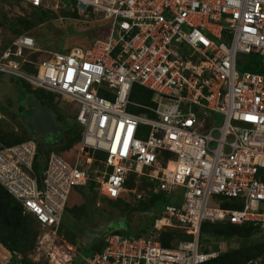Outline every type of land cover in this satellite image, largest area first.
<instances>
[{
    "label": "built area",
    "instance_id": "built-area-1",
    "mask_svg": "<svg viewBox=\"0 0 264 264\" xmlns=\"http://www.w3.org/2000/svg\"><path fill=\"white\" fill-rule=\"evenodd\" d=\"M70 1L101 13L107 35L50 51L24 34L0 53V74L72 103L81 130L74 157L51 152L38 172L34 139L0 141V184L24 214L58 230L75 189L91 185L110 200H145V181L171 198L147 237L109 235L80 264H205L219 253L202 249L204 223L264 232V74L238 67L253 51L264 61V0ZM135 85L153 92L152 105L131 101ZM7 120L0 109V126ZM172 230L191 239L165 247Z\"/></svg>",
    "mask_w": 264,
    "mask_h": 264
},
{
    "label": "rangeland",
    "instance_id": "rangeland-1",
    "mask_svg": "<svg viewBox=\"0 0 264 264\" xmlns=\"http://www.w3.org/2000/svg\"><path fill=\"white\" fill-rule=\"evenodd\" d=\"M41 11L47 14V18L43 22H38V15ZM22 19L32 23V26L27 28L26 25L19 22ZM108 23L109 21H103L101 13L93 10L83 13L70 0H57L46 9L31 8L19 0H0V53L11 45L16 37L25 33L40 39L42 47L50 51L68 49L76 45L87 46L94 39L107 35ZM22 30L23 32H20ZM240 68L239 64L241 72L243 68ZM33 91L28 89L26 82L21 79L0 74V109L7 115L8 120L5 125L9 129L14 131L16 128L20 131L24 125L28 127L30 117L41 105V97L35 95ZM54 102L57 106L56 109L68 122L67 124H72L76 113L75 106L57 96H55ZM30 133L36 142L40 144L44 142L40 134L32 131ZM77 147L76 143L69 149L70 151L59 153L65 159H70L74 157ZM138 192L146 199L150 196V190L146 187H139ZM93 197L94 199L89 195L86 196L84 190L75 189L62 220L61 226L64 229L62 232L57 229L43 228L35 223L36 227L38 226L37 242L35 248L28 252V258L33 263L79 264L77 258L80 257V252L82 251V254L86 255L90 252L91 245L106 239L111 233L117 231L112 228L121 227V229L127 230L125 224L130 223L132 231H125V237H128L132 233H136L140 225H150L154 216L156 217L155 212L154 215L152 212L136 209L139 201L142 200H138L130 191L122 194L119 204H113L107 197L99 193ZM218 203L217 199L212 198L210 205L218 207ZM163 207V205L158 206L156 212L159 209L162 210ZM152 231L153 225L150 233ZM252 240L264 242V232H258L252 237ZM242 242L243 240L239 238L224 241L213 235H204L201 238L204 251H214L219 254L238 249ZM56 249L60 255L58 254L56 260H52L49 253L56 252ZM63 255L69 257L68 262H65ZM18 258L21 259L20 256ZM11 261L12 254L0 246V264H9V262L11 264ZM263 263L264 256L250 264ZM14 264L21 263L18 260Z\"/></svg>",
    "mask_w": 264,
    "mask_h": 264
},
{
    "label": "trees",
    "instance_id": "trees-1",
    "mask_svg": "<svg viewBox=\"0 0 264 264\" xmlns=\"http://www.w3.org/2000/svg\"><path fill=\"white\" fill-rule=\"evenodd\" d=\"M46 18L47 14L44 11H41L38 15V22H43ZM19 22L26 25L27 28L32 26V23L28 22L26 19H22ZM20 32H23V30ZM35 39L37 41L40 40H38L37 38ZM239 64L241 68H243L242 71L264 74V61L262 56H260L257 51H253L248 55H241L239 58L238 67ZM26 85L28 89L32 91L30 86L28 84ZM33 92L35 95H39L41 97V106L51 111L55 116L57 123L63 128L61 142L50 145L45 144L44 142L41 144L37 142L38 153L35 159L34 166L35 170L38 172L42 165H44V163L46 162L51 152L59 153L61 151H67L71 149L73 145L78 143L81 139V130L74 117L72 124H67L68 122H66V120L62 117L59 110L56 109L57 106L54 102V98L56 95L47 93L42 90H35ZM153 96L154 94L152 91L142 86L135 85L132 89L130 98L133 103L152 105L151 101ZM130 110L136 113L143 112V110L135 107H130ZM63 123H65V125H62ZM5 124L0 126V141H2L4 144L11 145L27 139H34L27 126L24 125V127H21L22 130L16 133L15 131L9 129ZM134 180V176L130 177L125 185V188L128 190L133 188ZM148 186H152V183H147L144 181L140 187L147 188ZM86 190L87 191L85 192V195H89L93 199V196L98 195V191L93 187V185L86 188ZM110 201H112L113 204H119L121 202V199L118 198ZM172 202L173 201H171V198L169 199L165 197L163 193H150V196L147 199L139 201L136 209L152 213L155 212L157 217L160 212V209L156 212L158 206H165L166 204ZM234 203V200H231V202H228L226 205H224V207L232 208ZM156 217L154 216V219ZM153 222L154 220L150 225L148 224L147 226H144V224L140 225V227L137 229V232L132 233L128 237H147L151 231ZM35 223L36 221L34 220V218L32 219L30 215L24 214L22 205L18 201H16L14 197L0 184V244L4 247V249L12 254L11 264H14L16 261L18 262V260L21 264H35L28 258V252L32 251V249L35 248L38 237V226L36 227ZM125 225L128 228L127 230L121 229V227L112 228L117 230L113 234L125 237V231H132L130 223ZM63 230L64 229H62V226H60V228L58 229L59 232H62ZM258 232L260 231H258V229L252 224L237 226L228 223H204L201 228V238L204 235H213L217 238L223 239L224 241L232 238H239L243 240L241 247H239L238 249L220 253L216 258L208 261L205 264H250L257 261L260 257L264 256V242H255L254 240H252V237ZM113 234L111 233L110 235ZM190 239V236L183 234L180 230L165 232L160 237V240L165 247H171L172 242H176L178 240ZM105 241L106 239L91 245V250L86 255H83L81 251L80 257L77 258L79 260V264L82 257L93 255L97 252H102L105 247ZM19 256L21 257V259L18 258Z\"/></svg>",
    "mask_w": 264,
    "mask_h": 264
},
{
    "label": "water",
    "instance_id": "water-1",
    "mask_svg": "<svg viewBox=\"0 0 264 264\" xmlns=\"http://www.w3.org/2000/svg\"><path fill=\"white\" fill-rule=\"evenodd\" d=\"M28 129L40 134L45 144L59 143L62 140L63 128L57 123L51 111L39 106L28 121Z\"/></svg>",
    "mask_w": 264,
    "mask_h": 264
},
{
    "label": "bare ground",
    "instance_id": "bare-ground-1",
    "mask_svg": "<svg viewBox=\"0 0 264 264\" xmlns=\"http://www.w3.org/2000/svg\"><path fill=\"white\" fill-rule=\"evenodd\" d=\"M50 245H51V244H50ZM51 250H53V249H51ZM59 250H60V249H59ZM58 254L60 255V253L57 251V249H56V252H54V253H49V255H50V257H51L52 260H56ZM63 256H64V259H65V262H68V261H69V257H68V256H65V255H63Z\"/></svg>",
    "mask_w": 264,
    "mask_h": 264
},
{
    "label": "crops",
    "instance_id": "crops-1",
    "mask_svg": "<svg viewBox=\"0 0 264 264\" xmlns=\"http://www.w3.org/2000/svg\"><path fill=\"white\" fill-rule=\"evenodd\" d=\"M0 246L2 247V245L0 244ZM3 248V247H2ZM9 252V251H8Z\"/></svg>",
    "mask_w": 264,
    "mask_h": 264
},
{
    "label": "clouds",
    "instance_id": "clouds-1",
    "mask_svg": "<svg viewBox=\"0 0 264 264\" xmlns=\"http://www.w3.org/2000/svg\"><path fill=\"white\" fill-rule=\"evenodd\" d=\"M3 247V246H2ZM4 248V247H3Z\"/></svg>",
    "mask_w": 264,
    "mask_h": 264
}]
</instances>
